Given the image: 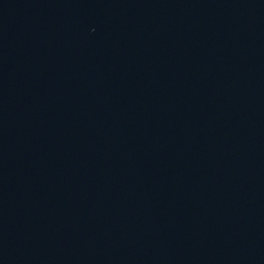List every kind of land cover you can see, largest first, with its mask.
<instances>
[{
    "label": "water",
    "instance_id": "95a60500",
    "mask_svg": "<svg viewBox=\"0 0 264 264\" xmlns=\"http://www.w3.org/2000/svg\"><path fill=\"white\" fill-rule=\"evenodd\" d=\"M0 264H264V0H0Z\"/></svg>",
    "mask_w": 264,
    "mask_h": 264
}]
</instances>
